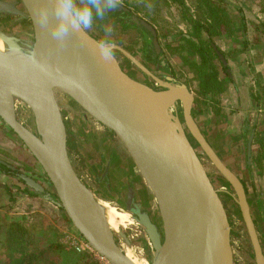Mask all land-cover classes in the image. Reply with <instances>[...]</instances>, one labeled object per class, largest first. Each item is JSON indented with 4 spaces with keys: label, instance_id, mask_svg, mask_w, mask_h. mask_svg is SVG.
<instances>
[{
    "label": "water",
    "instance_id": "1",
    "mask_svg": "<svg viewBox=\"0 0 264 264\" xmlns=\"http://www.w3.org/2000/svg\"><path fill=\"white\" fill-rule=\"evenodd\" d=\"M50 6V0H0V15L28 22L31 36L24 41L0 30V38L11 48L0 50V122L16 133L44 172L43 180L20 174L31 192L53 204L55 208L50 209L58 216L60 210L100 258L109 264H136L117 239L119 234L132 248L126 233L113 230L108 223L100 203L105 199L82 179L72 162L59 90L84 110L86 118L113 133L148 195L146 185L149 187L160 223L152 216L146 195L140 198L133 184L127 185L120 204L145 230L153 248L152 258L146 259L150 264H235L233 225L223 192L240 210L255 263L264 264V244L246 183L204 134L194 114V93L187 84L175 78L170 67L167 74L158 76L120 44L113 60L102 59L96 49L99 38L90 31L71 34L63 46L58 45L35 17L37 10ZM114 9L129 11L120 2ZM50 20L55 22V17L50 16ZM130 20L152 35L151 46L161 52L154 26L134 14ZM117 52L152 77V82L132 74L130 65L122 63ZM18 102L32 111L35 130L19 119ZM252 140L253 133L247 142L244 174L254 181ZM200 151L229 189L216 186ZM111 188L122 190L107 186Z\"/></svg>",
    "mask_w": 264,
    "mask_h": 264
},
{
    "label": "rangeland",
    "instance_id": "2",
    "mask_svg": "<svg viewBox=\"0 0 264 264\" xmlns=\"http://www.w3.org/2000/svg\"><path fill=\"white\" fill-rule=\"evenodd\" d=\"M118 1L131 6L135 15L142 16L154 22L162 33L161 41L164 43L166 42L165 39L167 36H174L187 28L184 24L185 22L181 18L179 9L175 5L164 6L161 0H147V2L146 0ZM187 1L190 11L196 14L197 1ZM248 10H251L255 14L253 7H250ZM110 13L111 12L108 13L105 21H97L90 31L101 38L103 35V28L105 26L111 27L113 29V38L117 41V44L122 45L124 48L137 55L138 58H142L145 63L144 58L147 53L145 52V49L151 45L150 35L133 25H125L121 20L111 17ZM0 17V30L16 35L24 41L31 40V36L28 34V22H23L22 20H18L14 17H6L4 15H0ZM170 52L171 53L168 54L169 60L173 63L176 71L180 73V75L175 78L180 81L186 80L185 82L190 83L194 88L195 83H193V78H191L190 72L184 68L185 66H181L182 62H180V59L178 58V54L181 52V49L173 48L170 49ZM117 53L122 63H125L128 66L130 65L129 68L132 74L140 79L146 78L139 69L135 68L128 62L126 57H124L120 52ZM167 72L165 73L162 71L163 74H167ZM57 98L66 117L69 129V146L72 162L80 173L82 179L85 180V182L97 193V195L99 197L104 196V190L106 189L103 185H99L98 183V179L103 178V171L105 168V164H101L100 162L101 156L99 155L102 153L99 151L98 154L94 156V151L90 145V141H86V143H84L82 140L85 129H80L76 125V119H80L85 112L66 93L58 90ZM17 111L19 119L24 124L35 130L34 117L30 108L21 102H18ZM88 131L89 129L86 130V132ZM207 134L217 145L219 136L213 137L209 135L208 132ZM226 140H229V137L226 136ZM115 143L116 147H120L126 153L125 148L118 140H115ZM196 146L199 148L198 145ZM199 150L201 149L199 148ZM223 154L226 157L229 156L230 159L231 157H235L234 152L230 150H228V152L223 151ZM201 155L203 156L206 168L208 169V172L214 180L216 186L222 189H229V187L225 184L223 176L215 169L210 160L202 152ZM0 157L21 168L20 172L33 175L35 178L40 180L45 179L41 166L37 163L30 151L26 148L22 141L10 131L9 126L1 122ZM241 159L242 156L241 158L240 156L237 157V161L240 160V163L237 162L234 168H236L235 170L240 174V176H242V178L247 179L244 174L243 167L245 163L243 162V159L241 162ZM233 162L234 161H230L229 164H232L233 166ZM239 164H242L240 168H238ZM126 187L127 185H123V187H121L122 190L120 191H116L115 188L108 189L107 193L111 197H109L108 200H110L112 204L118 207H123L124 209V206L123 204H120V201L121 197L125 195ZM48 188L51 189L50 187ZM31 191L32 190L28 187V185L24 183L17 174L0 170V219L6 222L5 217H24L26 218L25 220L27 225L32 227V232L39 237L41 242L49 243L52 241H59L63 245V250L60 252L61 264H76L84 252H94L87 246H84V250H77V248L71 243L72 240L75 238L74 240L83 242L84 239L69 219L60 210V216L55 217L56 212L52 210L53 208L50 209V207H54L53 204ZM145 195L146 197L144 198L147 200L152 216L157 215L156 220L160 223L161 219L159 216V210L153 196L148 195L147 193ZM116 196H119V198L112 199V197L115 198ZM222 196L226 204L228 205L230 203L234 207V213L236 212L234 214L235 221L232 222V240L234 244L235 264H256L253 257L252 247L244 227V222L240 215V210L237 204L233 203L234 200L231 196L227 195L225 192H223ZM126 235L130 239L132 249L136 252H142L144 257L148 260L152 258L153 248L142 226L136 225L132 233H126ZM117 239L120 245L128 246L119 234H117ZM95 254L97 255V253ZM102 260L106 264H109L105 259Z\"/></svg>",
    "mask_w": 264,
    "mask_h": 264
},
{
    "label": "crops",
    "instance_id": "3",
    "mask_svg": "<svg viewBox=\"0 0 264 264\" xmlns=\"http://www.w3.org/2000/svg\"><path fill=\"white\" fill-rule=\"evenodd\" d=\"M244 2L239 0V3L244 4L246 20L242 22V17L233 14L236 26L235 37L232 41L237 48L242 47L244 41L249 43L247 50L240 52L236 61L233 60L235 63L237 62L236 64L239 65L242 73L240 78L241 91L238 95L233 84H230L224 93L222 105H215L209 100L201 107H196V103L194 104L195 117L207 139L220 157L236 173L238 172L234 166L237 162L240 163V160L237 161V157L240 156L241 158L242 156L243 162H246L242 146L243 140L239 136L242 132L246 133L249 128L253 131L256 130V135L264 132V17L259 12L258 0H244ZM250 7L254 8L255 14L248 10ZM91 33L96 36L93 32ZM253 93H260L259 100L255 98ZM76 125L80 129H85L84 136H82L83 142L90 141L94 156L99 151L102 153L99 155L101 156L100 162L105 164L108 170L107 174H103L102 179H98L99 185H103L106 189L101 198L109 199L107 186L108 188L116 186L117 189H121L123 185L128 184H133L138 196L142 198L141 195H145L146 192L143 181L134 164L130 161L131 159L127 157L128 154L120 147H116V138L113 133L94 119L86 118L85 115L76 119ZM88 129L89 131L86 132ZM207 132L213 137L219 136L217 145L209 138ZM226 136L229 137V140H226ZM228 150L234 152L235 157L230 159L229 156H224L223 151L228 152ZM259 150L260 145L255 139L252 155V166L255 172L254 181L250 178H242L239 173L238 175L246 183L252 214L264 244V166L258 163ZM230 161H234L233 166L229 164ZM241 165L239 164L238 168ZM243 167L245 170V165ZM115 198L112 197V199ZM55 217H58L57 213Z\"/></svg>",
    "mask_w": 264,
    "mask_h": 264
},
{
    "label": "flooded vegetation",
    "instance_id": "4",
    "mask_svg": "<svg viewBox=\"0 0 264 264\" xmlns=\"http://www.w3.org/2000/svg\"><path fill=\"white\" fill-rule=\"evenodd\" d=\"M161 1H162L164 6L175 5L179 9L180 14H181V18L185 22L184 24L186 25L187 28H186V30L180 31L179 33H177L174 36H170V35L167 36V38L165 39L166 42L164 43L163 41H161L162 40V33L159 30V28L156 26V24H154V22H152L151 20H149L147 18L139 16L154 26V28L156 29V32H157L158 40H159L160 45H161V52H157L155 50V48L152 47L151 45L146 47L145 52H147V53H146L145 58H144L145 63L143 62L142 58H139V59L153 73L157 74L160 77L164 76L162 71H164L166 73L169 67L171 68L173 76L178 77L179 73L176 71L173 63L169 60L168 54L171 53L170 49H173V48L181 49V52L178 54V58L180 59V62H182L181 66H185L184 68H186L190 72L191 78H193V83H195L194 88L191 86L190 83L185 82L186 80L182 81V82L187 84V86L190 88V90L194 93L195 103H196V106H198V107H201L204 104H206L208 100L211 101L212 103H214L215 105H220V104L222 105L224 103V98H223L224 93L227 91L228 86L230 84H233V86L236 89L235 90L236 93L239 95V93L241 91L240 78L242 76V73H241L239 65L236 64L237 62L235 63V61H236L237 55L240 52H245L247 50L249 43H248V41H244L242 47L237 48V46L234 45V42H232L234 37H235V26H236L235 20L233 18L234 17L233 14L235 16L237 15L239 17H242L241 18L242 22L244 20H246L245 19V17H246L245 7L243 4L245 2L243 1V3H239V0H213L215 3H218L222 7L226 8L229 16L232 18V21H233V28H232L233 33L230 36H228V35H216V36L212 37V46L216 49V53H217V57H214L213 63L217 66L218 78L220 80L224 81V89L222 92L215 93V94H209L207 96H204L203 94L200 93V88H199L200 81L198 80L194 69L191 68L190 65L185 63L184 57H188L191 60L199 61L198 53H196L195 50L191 46L188 45V42L186 39V38H188V39H193L195 41H198V39H196L194 36H191L192 35V29H191V27L187 21V17H192L194 19H200V20H202V22H205L207 20L210 21L208 18L209 16H208L207 5L205 4V2L203 0H196L197 1V9H196V14H195L194 12L190 11L189 4H188L187 0H183L184 5H181L177 2H174L173 0H161ZM118 2H120V1H118ZM146 2H147V0H146ZM120 3L125 5L129 9V11L123 13L121 11H118L117 9H112L110 11L111 12L110 16L111 17H117V18L123 17L122 22L125 25L128 24L129 26H132V25L134 26V24L130 20L132 17V14L135 15V13L132 11V7L128 6V4H126V3H122V2H120ZM257 5L259 7V12L261 13L262 17H264V0H258ZM136 16H138V15H136ZM262 25H263V23H262ZM136 28L142 29L143 31H145L147 34L150 35V38L152 37V35L145 28H143V27L142 28L136 27ZM202 37L204 39L207 38L204 33L202 34ZM234 59H235V61H233ZM141 72L143 73V76L145 75L144 77L147 78V80H146V78L143 80H145L148 83L149 82L151 83L153 80L152 77L147 76V74L144 73L143 71H141ZM222 75H224V77H222ZM253 94L255 95V98L259 100L260 93L259 94L253 93ZM3 124H6V123L3 122ZM257 125H258V121H257ZM10 131L16 135V133L11 128H10ZM251 133H253L251 158L253 155V145H254V142L256 139V141L260 145V150H259V154H258V163H260V165L264 166V132H263V134L256 135V130L253 131L250 128L247 129L246 133L242 132V134L239 136V138H241V140H243L242 146L244 149V153L247 154V152H248V143L247 142H248V139H249ZM0 164L5 166V168H2L0 166V170L11 172L13 174H17L19 177H20V174L23 173V172H20L21 168L15 166L14 164L10 163L9 161H7L6 159H3L1 157H0ZM105 170H106V167L104 168V171ZM104 171H103V174H104ZM24 174L29 175L27 173H24ZM20 179H22V178L20 177ZM36 179H38V178H36ZM125 200H126V198H125Z\"/></svg>",
    "mask_w": 264,
    "mask_h": 264
},
{
    "label": "trees",
    "instance_id": "5",
    "mask_svg": "<svg viewBox=\"0 0 264 264\" xmlns=\"http://www.w3.org/2000/svg\"><path fill=\"white\" fill-rule=\"evenodd\" d=\"M184 5L183 0H173ZM208 8L210 21L187 17L192 35L198 41L187 39L188 45L198 53L199 61L184 57L185 63L194 69L200 81V93L204 96L222 92L224 81L218 78L217 66L213 63L217 57L212 46V37L216 35H232L233 21L225 7L213 0H203ZM114 14V13H113ZM116 15V14H115ZM11 17L10 15H5ZM1 18V17H0ZM122 21V17L118 18ZM206 35V39L202 34ZM2 168L4 165L0 164ZM24 183L25 181L22 180ZM24 217H5L0 219V264H61L60 252L63 245L59 242H41L27 225ZM76 264H106L95 252L86 251Z\"/></svg>",
    "mask_w": 264,
    "mask_h": 264
},
{
    "label": "clouds",
    "instance_id": "6",
    "mask_svg": "<svg viewBox=\"0 0 264 264\" xmlns=\"http://www.w3.org/2000/svg\"><path fill=\"white\" fill-rule=\"evenodd\" d=\"M117 3L118 0H50L51 6L37 10L35 17L41 28L50 31L58 45L63 46L71 34L86 35L97 21H105ZM50 16L55 17V22L50 20ZM96 49L106 61L115 58L118 44L111 27L103 28Z\"/></svg>",
    "mask_w": 264,
    "mask_h": 264
},
{
    "label": "bare ground",
    "instance_id": "7",
    "mask_svg": "<svg viewBox=\"0 0 264 264\" xmlns=\"http://www.w3.org/2000/svg\"><path fill=\"white\" fill-rule=\"evenodd\" d=\"M11 48L4 42L2 38H0V50ZM148 192L150 195H152L149 187L146 185ZM101 205L105 209V214L108 220L109 225L112 227L113 230H120L122 229L126 233L130 234L132 233L134 227L136 225H139L132 215L125 211L123 208L117 207L116 205L112 204L111 202L107 200H101ZM226 203V202H225ZM235 204V202H233ZM233 204V205H234ZM227 206V210L229 213V219L231 222L235 221V213L233 211V206L229 203ZM154 219H157V215L154 216ZM126 254L136 263V264H150L146 258L144 257V254L142 252H136L134 249L128 246H122Z\"/></svg>",
    "mask_w": 264,
    "mask_h": 264
},
{
    "label": "built area",
    "instance_id": "8",
    "mask_svg": "<svg viewBox=\"0 0 264 264\" xmlns=\"http://www.w3.org/2000/svg\"><path fill=\"white\" fill-rule=\"evenodd\" d=\"M74 239L72 240L71 243L77 248V250H84L85 249L84 246L89 247V245H88V243L86 241L81 242V241H76Z\"/></svg>",
    "mask_w": 264,
    "mask_h": 264
}]
</instances>
